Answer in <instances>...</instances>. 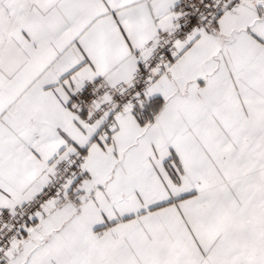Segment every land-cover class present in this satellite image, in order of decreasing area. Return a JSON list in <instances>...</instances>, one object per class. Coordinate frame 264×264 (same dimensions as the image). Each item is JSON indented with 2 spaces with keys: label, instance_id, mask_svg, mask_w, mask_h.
<instances>
[{
  "label": "snow or ice",
  "instance_id": "1",
  "mask_svg": "<svg viewBox=\"0 0 264 264\" xmlns=\"http://www.w3.org/2000/svg\"><path fill=\"white\" fill-rule=\"evenodd\" d=\"M0 264H264V0H0Z\"/></svg>",
  "mask_w": 264,
  "mask_h": 264
}]
</instances>
